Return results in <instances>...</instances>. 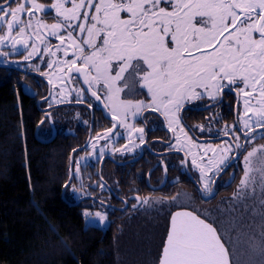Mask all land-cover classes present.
Segmentation results:
<instances>
[{
	"label": "snow or ice",
	"instance_id": "snow-or-ice-1",
	"mask_svg": "<svg viewBox=\"0 0 264 264\" xmlns=\"http://www.w3.org/2000/svg\"><path fill=\"white\" fill-rule=\"evenodd\" d=\"M50 7L55 11L56 23L48 25L38 19L34 27L32 18L37 12H45L44 5L37 0H0V27L7 28L0 35V44L9 40L14 50L17 44L27 49L28 40L33 37L43 44L40 30H49L48 34L60 44L55 51L45 47L43 52L55 57L63 51L67 58L71 49L72 59L56 60L48 66L58 64L60 72L83 76L88 85L84 91H91L97 101L106 99L104 107L112 105L114 120L118 115L126 120L129 113L136 116L151 109L169 118V128L175 131L173 125L179 123L175 113L185 101L203 99L205 94L217 100L225 88H235L244 98L247 118L242 119V128L233 125V129L243 132L245 143L250 142L255 128L264 129V0H55ZM31 49L26 60L41 51L35 43ZM137 85L147 89L150 103L120 99L121 93L134 94ZM80 99L78 94L77 101ZM249 112L251 116H247ZM120 123L129 127L124 120ZM199 127L204 130L203 125ZM136 131L142 134L144 130ZM176 139L179 143L180 137ZM234 139L236 149L247 152L240 187L251 186L253 200L256 187H261L260 204L264 210V159L258 161L256 168L252 159L258 153L264 156V145L247 151L239 143V136ZM207 151L216 152L210 146ZM220 151L230 153L232 145L225 142ZM229 159H210L202 166L193 153L192 163L200 170L203 190L210 195L212 175L231 166L226 163ZM253 171L259 174L258 179ZM245 196L248 198L247 193ZM234 211H228V220L223 219L224 213L219 209L218 214L209 211L203 216L194 211L174 213L159 264H243L240 255L246 256V264H264V211L259 217V233L247 221L233 216ZM95 216L101 223L106 219L100 212ZM244 227H249V231L244 232Z\"/></svg>",
	"mask_w": 264,
	"mask_h": 264
},
{
	"label": "flooded vegetation",
	"instance_id": "flooded-vegetation-1",
	"mask_svg": "<svg viewBox=\"0 0 264 264\" xmlns=\"http://www.w3.org/2000/svg\"><path fill=\"white\" fill-rule=\"evenodd\" d=\"M54 2L37 0V3L45 6V12H37L33 16L34 27L38 19L48 25L56 23L53 18L55 11L50 7ZM66 6L71 7L70 4ZM12 7H16V4ZM24 19L27 21L26 16ZM48 31L40 30L43 44L33 37L28 40L27 49L17 44L14 50L9 40L0 44V85L12 84L20 101L25 98L33 103L37 110L33 132L38 140L46 144L58 141L70 147L69 178L74 152L72 179L66 188L70 204L77 202L74 205L83 213L95 216L100 212L105 215L107 227L130 219L167 214V235L171 215L177 210L187 209L202 216L209 211L218 214L217 210L223 212L226 206L230 211L237 209V201L246 200L245 193L248 197L251 195V186L247 189L240 187L247 152L236 149L234 137L239 136V143L251 151L264 145V138H261L264 129L255 128L250 134L249 143H245L242 131L233 129V125L237 129L242 128L241 121L247 118L244 98L238 95L237 89L229 91L225 88L217 100L205 94L203 99L185 101L180 111L175 113L179 121L173 125L175 131L169 128V118L161 111L151 109H144L136 116L129 113L126 120L118 115L114 120L112 105L104 107L108 103L106 99L97 101L91 96V91H84L88 85L84 84L83 76L75 72L71 76L66 71L60 72L58 64L48 66L56 60L72 59L71 49L67 58L63 51L55 57L43 52L45 47L55 51L60 44ZM6 32V25L0 27V35ZM33 43L41 51L26 60L25 56L32 50ZM78 94L81 97L79 102ZM120 99L151 102L147 89L139 85L134 94L121 93ZM220 100L223 102L220 103ZM252 102L255 103V98ZM251 115V112L247 113V116ZM121 120L129 127L123 126ZM200 125L204 126L203 131ZM140 128L144 130L142 134L136 131ZM177 136L180 137L179 143ZM225 142L232 145L230 153L220 151L225 147ZM209 146L216 152H205ZM193 153L196 154L197 163L202 166L207 165L210 159L219 161L222 156L230 158L226 163L231 166L217 175L209 173L213 180L211 195L203 190L200 170L192 163ZM201 156L203 161L200 160ZM252 159L254 168L256 157ZM144 200L148 203H144Z\"/></svg>",
	"mask_w": 264,
	"mask_h": 264
},
{
	"label": "trees",
	"instance_id": "trees-1",
	"mask_svg": "<svg viewBox=\"0 0 264 264\" xmlns=\"http://www.w3.org/2000/svg\"><path fill=\"white\" fill-rule=\"evenodd\" d=\"M36 116L12 84L0 85V264H123L121 241L147 249L130 261L158 264L169 215L87 225L63 196L71 149L38 140Z\"/></svg>",
	"mask_w": 264,
	"mask_h": 264
},
{
	"label": "rangeland",
	"instance_id": "rangeland-1",
	"mask_svg": "<svg viewBox=\"0 0 264 264\" xmlns=\"http://www.w3.org/2000/svg\"><path fill=\"white\" fill-rule=\"evenodd\" d=\"M264 159V156H261L259 153L256 156V162L254 165V168L258 167V161ZM253 176L257 177V179L259 178V174L255 171H253ZM262 189L261 187L257 186L256 187V199L253 200L251 199V195L245 200L240 199V201H237V209H235V211L232 213L233 216H235L238 219H243L245 221L248 222V225L252 227V230L256 231L257 233H259L260 231V224L262 223L259 219L260 215L262 214V208H261V204H260V195H261ZM245 196V195H244ZM246 197V196H245ZM176 202H173L172 204H175ZM225 206V205H223ZM222 206V207H223ZM228 211H230L229 207H224L223 213V219L228 220L230 219V217L228 216ZM255 219V225H252V221ZM85 222L87 225L93 224V225H99L101 227H107V218L105 219V221L103 223H101L99 221V218L93 215H85ZM249 231V227H244V232H248ZM246 238V237H242ZM233 239H236V234H233ZM229 246V245H228ZM139 249V247L136 246L135 243H130L129 245H127L124 241L120 243V245L118 246V250L120 255H122L124 258H122L123 264H133L134 262L130 261L129 259H132L135 255L133 254V252H137ZM146 252L147 249H145V247H140L139 252ZM240 251L243 252L244 251V245L241 244L240 245ZM238 255H240V253H238ZM124 259V260H123ZM143 259V258H142ZM240 259L243 262V264H246V256L244 255H240ZM136 263V262H135ZM134 263V264H135ZM152 261L151 260H147L145 259V261H142L141 264H151Z\"/></svg>",
	"mask_w": 264,
	"mask_h": 264
},
{
	"label": "water",
	"instance_id": "water-1",
	"mask_svg": "<svg viewBox=\"0 0 264 264\" xmlns=\"http://www.w3.org/2000/svg\"><path fill=\"white\" fill-rule=\"evenodd\" d=\"M87 144V143H86ZM73 157H74V152L72 153V155H71V170H70V178H69V180H68V182L66 183V185H65V187H64V189H63V196H64V198H66V195H65V192H66V188H67V186L69 185V183L71 182V179H72V164H73ZM77 203V202H76ZM76 203H73V204H76ZM177 211H191V210H187V209H182V210H177ZM177 211H175L174 213H176ZM173 213V214H174ZM172 214V215H173ZM172 215H171V217H172ZM170 221H171V218H170ZM169 227H170V223H169ZM169 230V229H168ZM166 239V238H165ZM226 247H228L227 246V244H226ZM162 252V251H161ZM161 255V254H160ZM158 264H159V262H158Z\"/></svg>",
	"mask_w": 264,
	"mask_h": 264
}]
</instances>
